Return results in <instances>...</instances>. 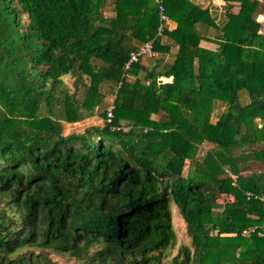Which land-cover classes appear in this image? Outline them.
<instances>
[{
    "label": "trees",
    "instance_id": "16d2710c",
    "mask_svg": "<svg viewBox=\"0 0 264 264\" xmlns=\"http://www.w3.org/2000/svg\"><path fill=\"white\" fill-rule=\"evenodd\" d=\"M222 2L0 0V264H264V0Z\"/></svg>",
    "mask_w": 264,
    "mask_h": 264
},
{
    "label": "built area",
    "instance_id": "2783aa9c",
    "mask_svg": "<svg viewBox=\"0 0 264 264\" xmlns=\"http://www.w3.org/2000/svg\"><path fill=\"white\" fill-rule=\"evenodd\" d=\"M157 11L159 17V24L156 29V35L161 36L164 31V28L169 26L170 18L164 12V7L161 3V0H158ZM256 20L264 23V12L259 14L256 17ZM157 55L158 53L153 50V40L149 39L144 41L143 43L139 44L134 50L130 51L128 60L124 63L123 66V74L126 73V70L129 68L131 63L138 61L140 58H151ZM162 80L165 81L166 79L163 78ZM112 110H113V97L110 99V103L105 109V115L101 118L103 124H108L111 122L113 117ZM122 129L125 130L127 128L126 126L122 125ZM251 234H255L259 237L263 236L264 222L259 225L249 226L241 231V235L244 237L249 236Z\"/></svg>",
    "mask_w": 264,
    "mask_h": 264
},
{
    "label": "rangeland",
    "instance_id": "374dc122",
    "mask_svg": "<svg viewBox=\"0 0 264 264\" xmlns=\"http://www.w3.org/2000/svg\"><path fill=\"white\" fill-rule=\"evenodd\" d=\"M172 48H174V49H172ZM175 51H176V47H171V52L169 54H174ZM154 57H156V56H153L151 58H143V60H144L143 62L145 63ZM166 80H170V78H168ZM107 87H109V86H107ZM113 89H114V87H113ZM113 89L111 90L110 88H107V98H106L105 104L102 107L97 108L96 112L94 113V115L92 117L83 119L82 121L75 122L73 124H66L65 125V132H67L70 129L71 130H81L83 127H85L87 125H91V124H95V125L101 124L102 123V120H101L102 109H106V107L109 105L110 99L113 97V95H112ZM224 106H225V104L223 102L216 101L214 103V110L212 113L213 119H215L217 117V115L224 109ZM152 117L157 119L158 116L156 114H153ZM202 147H203V149H205L208 147V145L205 144ZM252 168L256 169V170L264 169V165L255 162L253 164ZM172 222H173L174 231L176 233V244H175L174 248L170 251L169 257H171L172 255H174L176 253L177 247L181 242L186 241V235L184 232L185 229L181 226V224L177 218L175 208L173 206H172Z\"/></svg>",
    "mask_w": 264,
    "mask_h": 264
},
{
    "label": "crops",
    "instance_id": "0c3cea01",
    "mask_svg": "<svg viewBox=\"0 0 264 264\" xmlns=\"http://www.w3.org/2000/svg\"><path fill=\"white\" fill-rule=\"evenodd\" d=\"M192 2L195 3H202L204 2V0H190ZM223 2L222 0H212V6H211V12L213 17L217 20V21H221V19H223ZM169 26H173V24L170 22ZM174 49V48H172ZM173 55L174 54H167L164 56V60L165 61H171L173 59Z\"/></svg>",
    "mask_w": 264,
    "mask_h": 264
},
{
    "label": "water",
    "instance_id": "95a60500",
    "mask_svg": "<svg viewBox=\"0 0 264 264\" xmlns=\"http://www.w3.org/2000/svg\"><path fill=\"white\" fill-rule=\"evenodd\" d=\"M151 75V73H149V76Z\"/></svg>",
    "mask_w": 264,
    "mask_h": 264
}]
</instances>
